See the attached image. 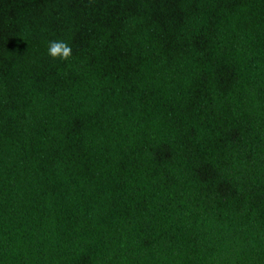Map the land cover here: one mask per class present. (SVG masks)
<instances>
[{
  "label": "trees",
  "instance_id": "obj_1",
  "mask_svg": "<svg viewBox=\"0 0 264 264\" xmlns=\"http://www.w3.org/2000/svg\"><path fill=\"white\" fill-rule=\"evenodd\" d=\"M0 264H264V0H0Z\"/></svg>",
  "mask_w": 264,
  "mask_h": 264
},
{
  "label": "clouds",
  "instance_id": "obj_2",
  "mask_svg": "<svg viewBox=\"0 0 264 264\" xmlns=\"http://www.w3.org/2000/svg\"><path fill=\"white\" fill-rule=\"evenodd\" d=\"M47 55L53 59L68 60L72 56V49L62 39L47 42Z\"/></svg>",
  "mask_w": 264,
  "mask_h": 264
}]
</instances>
